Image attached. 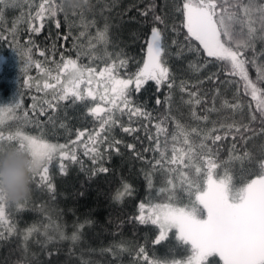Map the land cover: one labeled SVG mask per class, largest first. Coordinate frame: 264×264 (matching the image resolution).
Here are the masks:
<instances>
[{
  "label": "trees",
  "instance_id": "trees-1",
  "mask_svg": "<svg viewBox=\"0 0 264 264\" xmlns=\"http://www.w3.org/2000/svg\"><path fill=\"white\" fill-rule=\"evenodd\" d=\"M40 2L19 0L15 10L3 9L0 16V29L8 30L2 34L9 37L0 40V106L15 103L22 96L20 109L4 115L0 130L7 135L19 128L26 134L64 143L77 161L64 159L66 174H62L57 155L49 165L54 191L35 180L20 206L5 203V218L0 221V264H186L190 253L176 241L175 230L157 243L158 226L138 219L140 204L146 206V214L152 205L185 206L189 189L180 172H188L197 182L205 179L204 155H211L217 164L213 177L230 176L234 187L259 174L258 165L264 161V133L260 131L264 123L258 105L264 106V83L258 82V68L264 67V38L257 32L251 47L241 49L248 79L257 84L254 98L245 91V81L233 72L230 63L208 57L187 32L182 5L188 0H88L83 18L79 12L69 13L67 18L57 12L55 18L46 17L41 31L34 33L31 25L38 22L31 15ZM156 16L163 22L156 21ZM154 27L160 30L165 45L162 62L169 70V79L160 85L148 80L139 91L129 89L130 107L148 115L114 110L113 119L118 122L101 131V117L106 119L107 115H93L90 109L97 104L105 109L110 106L100 100L105 92L87 85L86 73L78 89L86 100L73 103L69 98L58 101L54 111L47 108L54 92L43 84H56L53 77L58 74V65L71 58L82 71L92 68L99 73L115 60L116 76L129 78L147 59V42ZM105 29L106 43L97 39ZM10 32L16 33L15 40ZM25 44L32 49V64L27 69L31 87L22 84V57L15 50L23 51ZM120 60L126 63L121 66ZM36 63L41 67L36 68ZM69 80L64 72L56 84V94H62ZM89 88L95 99L87 97ZM237 104L239 108L234 107ZM24 111L29 113L27 120L23 119ZM158 124L164 131H157ZM244 126L255 130V135L246 133L249 139L241 142L236 129L242 132ZM81 131L85 136L77 140ZM97 132L99 137L90 141L89 135ZM215 135L222 139L213 143ZM202 144L206 146L203 149ZM93 146L99 155L91 151ZM173 149L177 156L188 153L185 163L192 156L191 163L198 164L202 172L197 175L193 168L167 164ZM157 160L163 166L157 165ZM168 179L175 188H169ZM29 229L34 231L29 234ZM73 234L76 240L71 238ZM141 248L147 261L139 254ZM217 261L223 264L218 256H209L204 264Z\"/></svg>",
  "mask_w": 264,
  "mask_h": 264
},
{
  "label": "snow or ice",
  "instance_id": "snow-or-ice-1",
  "mask_svg": "<svg viewBox=\"0 0 264 264\" xmlns=\"http://www.w3.org/2000/svg\"><path fill=\"white\" fill-rule=\"evenodd\" d=\"M18 2L19 0H0V16L3 15V9L15 10ZM87 3L77 6L70 3L66 4V0H61L59 4L55 0H41L36 6L35 14L31 15V19L38 22V24L31 25L32 32L39 33L43 28L45 18H55L57 12L65 13L66 18L69 13L75 15L79 12L83 18L84 6ZM182 12L186 18L187 32L190 36L203 46L208 57H215L230 63L233 72L239 73L245 81V91L250 92L251 96L255 98L258 91L257 84L248 79L245 69L247 61L242 58L241 49L251 47L257 32L261 38H264V0H219V2L218 0H195L194 3L192 0H188V2L183 3ZM142 15L146 16L147 13ZM155 20L163 22L159 16H156ZM253 25H258V28L253 27ZM56 26L59 28V21H56ZM5 31L8 30L0 29V40L9 38L2 34ZM106 31L105 29L104 32L98 33L97 39L99 41L106 43ZM9 35L11 39L15 40V32H10ZM222 35L224 40L221 39ZM150 36L151 39L147 42V59L143 63V67L126 79L116 76L115 60L107 63V66L99 73H95L92 68L82 71L77 62L71 58L64 61L62 65H58V74L53 77L56 84L61 82V76L64 72H68L71 79L68 81V85L61 89L62 94H56V84L44 82L43 87L53 89L54 92L52 99L47 101V108L54 111L58 101L69 98L72 99L73 103L86 100V97L78 90L79 84L83 82L82 78L86 73L90 85L95 73L96 76L110 81V88H106L104 95L100 96V100L106 102L110 107L105 109L97 104L96 107L90 109L93 115L99 116L101 113H106V119L101 117V131L109 123L118 122L113 119L114 110L121 112L128 110L130 115H148L140 108L130 107L132 101L130 100L129 89L139 91L148 80H153L157 85H160L169 79V70L162 62L165 45L162 42L161 32L154 27L151 29ZM21 42L23 43V41ZM27 43L32 42L28 41ZM15 50L22 57V69L25 73L22 84L31 87L28 81L32 77L27 76V69L32 64V49L25 44L23 51ZM40 55L43 56L44 53L40 52ZM61 59L63 60V57ZM119 63L123 66L126 62L120 60ZM35 67L40 68L41 65L36 63ZM258 71L261 73L258 76V82L264 83V67H259ZM37 86L39 87V85ZM87 97L95 99L91 88L88 89ZM21 100L22 96L20 95L15 103L0 106V125L4 123L5 114H12L20 109ZM159 103L160 101L157 100V104ZM234 107L239 108L240 105L237 104ZM258 107L261 113V122L264 123V106L258 105ZM44 111L45 109L42 107L40 113L43 114ZM22 116L23 119L27 120L29 113L24 111ZM251 119L255 120L256 116L252 114ZM52 120L53 117L49 116V122ZM156 128L158 132L164 131L159 124L156 125ZM124 131L128 132L132 129L124 128ZM236 131L239 133L241 142H246L249 139L246 133L251 132L255 135V130L248 126H244L242 132L240 129H236ZM260 131L264 133V127ZM99 135L100 132H97L95 136L89 135L88 139L95 142ZM84 136V131L79 132L77 140ZM221 139L220 135H215L213 143ZM233 139L235 140L236 137ZM129 147L133 146L130 145ZM156 147L157 149L160 148L158 140ZM205 147V145H201L202 149ZM13 148L24 150L31 156L34 165L31 182L39 180L49 191H54V185L49 176V165L53 158L59 156V171L62 174H66L64 159L77 161L75 154L70 155L65 150L67 145L50 143L42 137L26 134L19 128L7 135L0 130V152ZM91 151L99 155V149L95 146ZM191 152L192 149L189 148V153ZM208 152H211L210 148ZM184 155H188V153L177 156L176 150L173 149V155L171 159L167 160V164L193 168L194 172L199 175L202 172L201 167L191 163L192 156H189L190 162L185 163ZM161 158L165 159L163 152H161ZM203 160L206 168L203 169L205 179L202 181L197 182L196 179L189 177L188 172H180L182 183L189 189L188 203L185 206L152 205L147 209L146 214V206L142 203L140 204L139 221L141 223L150 222L152 225L158 226L157 243L164 241L169 231L175 230L176 241L190 253L187 256L186 264H204L209 256H218L223 264H264V161L258 165L259 174L237 188L233 186L230 176L219 180L213 178L212 173L217 164L211 155H204ZM156 164L161 165V160H157ZM99 171L107 172V169H99ZM167 184L169 188H175L172 179H168ZM125 187L127 188V186ZM26 198L15 200L0 190V221L5 218V203L20 206ZM32 231L34 229H29L28 233L30 234ZM71 238L76 240L77 236L73 234ZM139 254H142L144 260L147 261L148 258L143 248L139 250ZM151 264H156V261H152ZM216 264L219 262L217 261Z\"/></svg>",
  "mask_w": 264,
  "mask_h": 264
},
{
  "label": "clouds",
  "instance_id": "clouds-1",
  "mask_svg": "<svg viewBox=\"0 0 264 264\" xmlns=\"http://www.w3.org/2000/svg\"><path fill=\"white\" fill-rule=\"evenodd\" d=\"M88 0H66V4L77 6ZM31 156L21 149H8L0 152V190L10 198L22 200L31 191V177L33 172Z\"/></svg>",
  "mask_w": 264,
  "mask_h": 264
},
{
  "label": "rangeland",
  "instance_id": "rangeland-1",
  "mask_svg": "<svg viewBox=\"0 0 264 264\" xmlns=\"http://www.w3.org/2000/svg\"><path fill=\"white\" fill-rule=\"evenodd\" d=\"M150 39H151V37H150ZM69 79H71L70 76H69ZM82 79L84 80L85 78H82ZM86 83H87V85H89L88 79L86 80ZM90 85H92L93 87L97 86V88L101 90L100 92L104 93L106 88H110V81H107L103 78H100V77L96 76V74H94L93 78H92V83ZM48 142L54 143L57 145H64V143H57V142H51V141H48ZM217 180H219V179H217Z\"/></svg>",
  "mask_w": 264,
  "mask_h": 264
}]
</instances>
